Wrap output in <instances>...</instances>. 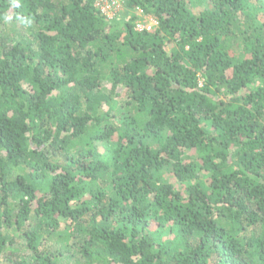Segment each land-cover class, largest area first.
<instances>
[{
	"label": "trees",
	"instance_id": "trees-1",
	"mask_svg": "<svg viewBox=\"0 0 264 264\" xmlns=\"http://www.w3.org/2000/svg\"><path fill=\"white\" fill-rule=\"evenodd\" d=\"M123 9L0 0V264H264V0Z\"/></svg>",
	"mask_w": 264,
	"mask_h": 264
},
{
	"label": "built area",
	"instance_id": "built-area-1",
	"mask_svg": "<svg viewBox=\"0 0 264 264\" xmlns=\"http://www.w3.org/2000/svg\"><path fill=\"white\" fill-rule=\"evenodd\" d=\"M124 0H96V7L99 9L101 14L113 20L123 9ZM137 13L145 15L142 11H137ZM158 26L157 21L151 17L147 24L141 23L140 21L134 23L135 30L137 32H150Z\"/></svg>",
	"mask_w": 264,
	"mask_h": 264
},
{
	"label": "rangeland",
	"instance_id": "rangeland-1",
	"mask_svg": "<svg viewBox=\"0 0 264 264\" xmlns=\"http://www.w3.org/2000/svg\"><path fill=\"white\" fill-rule=\"evenodd\" d=\"M201 9H202V8L198 6L197 8H193V12H194V13H197V12H199ZM132 16H134V18H135L134 23L140 21L141 23H144V24H147L148 21H150V18L152 17V16H148V15H143V14L137 13V11L127 13V12L125 11V9H122V10L119 12V14L117 15L116 18H118V19L121 20V21H126V20H128L129 18H131ZM18 172L22 173L21 170L18 171ZM30 221L33 222V223H37V218H36V217H32V219H30ZM25 226H27V224H25ZM13 239H14V238H13ZM21 246H24V242H23V240L20 239V238H19V239H15V240L13 241V244L11 245L12 248H17V247H21ZM69 255H70V253L68 252V253H67V256H69ZM76 262H77V261H76L75 259H70V258L66 257V258H64V260L62 261V264H77ZM81 264H84L83 261H81Z\"/></svg>",
	"mask_w": 264,
	"mask_h": 264
}]
</instances>
